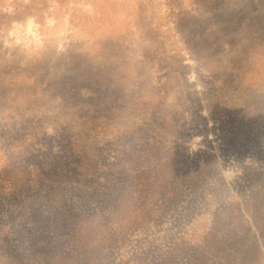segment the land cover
Listing matches in <instances>:
<instances>
[{
	"label": "rangeland",
	"instance_id": "rangeland-1",
	"mask_svg": "<svg viewBox=\"0 0 264 264\" xmlns=\"http://www.w3.org/2000/svg\"><path fill=\"white\" fill-rule=\"evenodd\" d=\"M78 226L93 264H264V0H0V264Z\"/></svg>",
	"mask_w": 264,
	"mask_h": 264
},
{
	"label": "trees",
	"instance_id": "trees-1",
	"mask_svg": "<svg viewBox=\"0 0 264 264\" xmlns=\"http://www.w3.org/2000/svg\"><path fill=\"white\" fill-rule=\"evenodd\" d=\"M116 211L117 221L121 223V218L123 213L127 211L126 209H114ZM90 224L95 222V219H91ZM252 230V229H251ZM87 229L85 227L78 226L77 232H79L81 239H75L73 243V252L76 254L77 259L73 257H64L62 252L59 250L58 245L60 241L58 239H52L50 241L52 248L48 252L51 254L49 259L53 261L54 264H93V259L98 253L96 244L93 238H89L87 234ZM256 242V236H253ZM71 238L68 239V244H70ZM261 246L264 247V241H262Z\"/></svg>",
	"mask_w": 264,
	"mask_h": 264
}]
</instances>
